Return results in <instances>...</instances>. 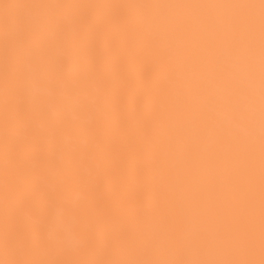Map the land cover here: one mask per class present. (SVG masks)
Returning a JSON list of instances; mask_svg holds the SVG:
<instances>
[{
  "label": "bare ground",
  "instance_id": "1",
  "mask_svg": "<svg viewBox=\"0 0 264 264\" xmlns=\"http://www.w3.org/2000/svg\"><path fill=\"white\" fill-rule=\"evenodd\" d=\"M0 264H264V0H0Z\"/></svg>",
  "mask_w": 264,
  "mask_h": 264
}]
</instances>
